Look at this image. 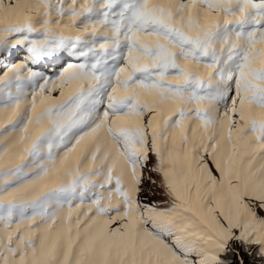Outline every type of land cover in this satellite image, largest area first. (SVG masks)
Returning <instances> with one entry per match:
<instances>
[{"label": "snow or ice", "instance_id": "obj_1", "mask_svg": "<svg viewBox=\"0 0 264 264\" xmlns=\"http://www.w3.org/2000/svg\"><path fill=\"white\" fill-rule=\"evenodd\" d=\"M0 264H264V0H0Z\"/></svg>", "mask_w": 264, "mask_h": 264}]
</instances>
